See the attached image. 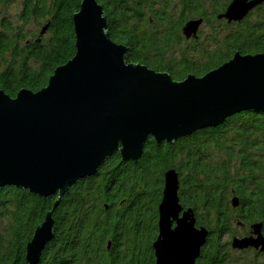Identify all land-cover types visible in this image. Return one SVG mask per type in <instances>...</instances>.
Returning <instances> with one entry per match:
<instances>
[{
	"label": "trees",
	"instance_id": "obj_1",
	"mask_svg": "<svg viewBox=\"0 0 264 264\" xmlns=\"http://www.w3.org/2000/svg\"><path fill=\"white\" fill-rule=\"evenodd\" d=\"M82 1L20 0L16 20L1 17L0 90L12 98L23 89L36 93L75 56L73 17ZM178 1L97 0L107 16L110 38L129 49L126 62L169 73L175 81L190 74L203 76L236 53H264V2L254 9L253 23L224 22L225 37L223 28L212 27L206 43H199V33L190 39L184 36L185 25L200 19L220 25L216 17L224 15L233 0ZM14 2L19 0H0V6ZM190 40L194 47L187 54L180 53L179 61L172 57L181 41ZM120 160V153L113 155L104 172L80 180L55 209L58 196L0 189V264H28L27 244L49 211L55 219V238L39 264H155L157 207L165 173L171 169L180 174L181 205L193 210L198 228L209 232L196 264H237L230 258L231 242L239 236L236 228L242 224L249 235L252 224L264 223L261 111L233 115L219 127L174 144L150 141L137 163L121 168ZM235 198L239 205L232 208ZM246 252L250 251L241 253ZM250 264L264 263L253 258Z\"/></svg>",
	"mask_w": 264,
	"mask_h": 264
},
{
	"label": "water",
	"instance_id": "obj_2",
	"mask_svg": "<svg viewBox=\"0 0 264 264\" xmlns=\"http://www.w3.org/2000/svg\"><path fill=\"white\" fill-rule=\"evenodd\" d=\"M249 1L234 0L221 16L241 21L264 2ZM73 22L75 56L54 71L45 88L23 89L15 98L0 90V189L58 196L55 209L74 185L96 176L116 153L120 164L137 163L151 140L174 144L233 115L264 113V54L236 53L202 77L175 81L168 73L126 62L129 49L110 38L97 0H83ZM202 24L201 19L188 22L184 36L197 37ZM164 180L160 235L153 244L156 264H196L209 232L197 228L193 210L180 205L177 171H167ZM238 205L235 198L233 207ZM54 228L49 211L27 244L28 264H39ZM252 228L258 238L235 237L233 249L264 252L261 225Z\"/></svg>",
	"mask_w": 264,
	"mask_h": 264
},
{
	"label": "rangeland",
	"instance_id": "obj_3",
	"mask_svg": "<svg viewBox=\"0 0 264 264\" xmlns=\"http://www.w3.org/2000/svg\"><path fill=\"white\" fill-rule=\"evenodd\" d=\"M177 2H179L178 0H175ZM234 1V0H233ZM232 1V2H233ZM250 1H254V0H250ZM249 1V2H250ZM231 2V3H232ZM230 5H228L229 7ZM227 7V8H228ZM20 0L19 2H14V3H11L9 5H6V6H0V20H1V17L2 16H9V17H12L13 20H16V17H17V14L19 13V10H20ZM256 9V8H254ZM255 10H251L246 16H244L242 18L241 21H237L235 23H243L246 19L250 20L252 22V20H254L256 18V12L253 13ZM177 12L175 11V14ZM178 14V13H177ZM15 16V17H13ZM261 16V15H259ZM252 17V19H251ZM264 18V15L262 16ZM262 19V18H261ZM220 25L216 24V25H213L215 23V20L214 22H212L211 20H209V22H203V24L200 26L199 28V39H196V42H199V43H202L203 41H205L206 43V36L211 34V31H212V27H220V28H223V30H221V36L225 37V34L227 33V31L224 29L225 26H224V22L223 21H219ZM250 22V23H251ZM217 23V22H216ZM253 23V22H252ZM251 23V24H252ZM30 29H37V26H34V25H30ZM191 42L189 43H185L183 41H181V44L180 45H177L175 47V50H173L172 52V57H175L178 61L179 59L182 57V55L180 53H183L185 52V54H187L189 52V48L193 45L192 44V40H190ZM183 43V44H182ZM189 44V46H188ZM182 46V47H181ZM181 48H183L182 50H179ZM194 47V46H192ZM188 49V50H187ZM258 54H264V53H258ZM258 54H250L252 56L254 55H258ZM169 57H170V54H169ZM160 73V72H159ZM163 73V72H162ZM169 74V73H168ZM198 75H202L201 73L198 74ZM204 76V75H203ZM199 77H202V76H199ZM173 80V79H172ZM120 164V163H119ZM122 165L124 164H120L118 165V167L120 166L122 168ZM172 170V169H171ZM103 171L104 172V168L100 170V172ZM178 173V172H177ZM179 174V173H178ZM179 179L181 180L180 178V174H179ZM230 205L231 207L233 208V200L230 201ZM183 207V206H182ZM197 227V225H196ZM198 228V227H197ZM233 230H235V227H233ZM236 231H238L239 233V236L244 234V231L242 228H236ZM227 241H231L232 239H230L229 237L226 239ZM154 251V250H153ZM251 252H254V251H250L249 253L246 252V253H241L239 251H235L233 250L231 253H230V258H232L237 264H250V262L252 261V259H256L254 257V255L251 253ZM27 253V252H26ZM260 263H264V259H260L259 260Z\"/></svg>",
	"mask_w": 264,
	"mask_h": 264
},
{
	"label": "bare ground",
	"instance_id": "obj_4",
	"mask_svg": "<svg viewBox=\"0 0 264 264\" xmlns=\"http://www.w3.org/2000/svg\"><path fill=\"white\" fill-rule=\"evenodd\" d=\"M219 21H223V22H225V23H227L228 25H231V24H233L234 22H230L228 19H226L224 16H217L216 17ZM186 26V25H185ZM75 28V27H74ZM74 33H75V29H74ZM75 38H76V35H75ZM128 53V52H127ZM127 55V54H126ZM125 60H126V58H125ZM145 66V65H144ZM54 74V73H53ZM53 76V75H52ZM217 127H219V126H217ZM207 129H209V128H207ZM151 141H153V140H151ZM146 147V146H145ZM145 150V149H144ZM144 155V154H143ZM142 159V158H141ZM140 159V160H141ZM139 160V161H140ZM138 161V162H139ZM120 162H121V160H120ZM106 164V163H105ZM101 172L99 171V173L96 175V176H98L99 174H100ZM165 177V176H164ZM179 190H178V196H179V193H180V190H181V180L179 179ZM164 183H165V180H164ZM164 187H165V185L163 186V191H164ZM5 188H8V187H5ZM13 188H15V187H13ZM2 189V188H1ZM26 192H28V193H30L28 190H25ZM163 191H162V197H163ZM162 197H161V201H160V203H159V205H158V207H157V215H158V223H159V217H160V211H159V207H160V204H161V202H162ZM179 199H180V197H179ZM180 205H181V202H180ZM182 216V215H181ZM254 225H261V234H262V236L264 237V223H262V222H259V223H256V224H252L250 227H249V231H250V234L248 235V234H242V235H240V236H236L239 240H243V239H246V238H249L250 236H251V234H252V236L254 237V238H258V235L257 234H253L254 233V230H253V226ZM240 226V228H242L243 227V225L241 224V225H239ZM172 227H175V224L172 226ZM158 232H157V236H156V238H155V240H154V242H153V244L156 242V240L158 239V237H159V235H160V230H159V226H158ZM235 238V237H234ZM233 238V239H234ZM53 241V240H52ZM52 241L49 243V245L52 243ZM233 241V240H232ZM48 245V246H49ZM206 245V244H205ZM204 245V246H205ZM47 246V247H48ZM46 247V248H47ZM153 247V246H152ZM231 247H232V242H231ZM111 248V245L108 247V249H110ZM233 249V248H232ZM252 249V248H251ZM46 250V249H45ZM44 250V251H45ZM153 250H154V248H153ZM233 250H235V251H239V252H243V251H252V250H250V249H247V250H243V251H241V250H239V248H236V249H233ZM44 251H43V253H42V256H41V259H42V257H43V254H44ZM253 251L254 252H251L253 255H254V257L259 261L260 259H264V252H262V251H260V250H256V249H253ZM202 253V252H201ZM201 255V254H200ZM156 257V256H155ZM200 258V257H199ZM198 258V259H199ZM41 259H40V261H41ZM197 259V260H198ZM196 260V261H197ZM40 261H39V263H40Z\"/></svg>",
	"mask_w": 264,
	"mask_h": 264
},
{
	"label": "flooded vegetation",
	"instance_id": "obj_5",
	"mask_svg": "<svg viewBox=\"0 0 264 264\" xmlns=\"http://www.w3.org/2000/svg\"><path fill=\"white\" fill-rule=\"evenodd\" d=\"M261 5V4H260ZM260 5H258V6H260ZM102 172V171H101ZM250 250H252L253 251V249H250ZM154 255V262H155V264H156V257H155V253L153 254Z\"/></svg>",
	"mask_w": 264,
	"mask_h": 264
}]
</instances>
